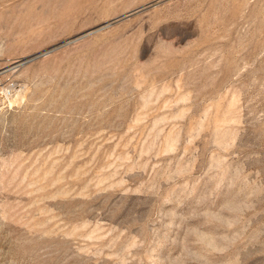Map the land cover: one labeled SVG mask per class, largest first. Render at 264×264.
Returning a JSON list of instances; mask_svg holds the SVG:
<instances>
[{
	"label": "rangeland",
	"instance_id": "rangeland-1",
	"mask_svg": "<svg viewBox=\"0 0 264 264\" xmlns=\"http://www.w3.org/2000/svg\"><path fill=\"white\" fill-rule=\"evenodd\" d=\"M0 264H264V0H0Z\"/></svg>",
	"mask_w": 264,
	"mask_h": 264
}]
</instances>
